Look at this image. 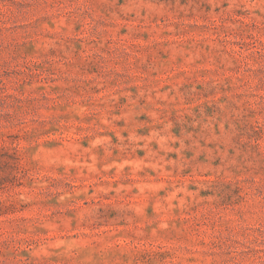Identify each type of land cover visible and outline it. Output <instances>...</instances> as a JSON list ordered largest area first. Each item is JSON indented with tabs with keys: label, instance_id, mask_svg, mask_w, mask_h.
I'll return each mask as SVG.
<instances>
[{
	"label": "rangeland",
	"instance_id": "374dc122",
	"mask_svg": "<svg viewBox=\"0 0 264 264\" xmlns=\"http://www.w3.org/2000/svg\"><path fill=\"white\" fill-rule=\"evenodd\" d=\"M0 264H264V0H0Z\"/></svg>",
	"mask_w": 264,
	"mask_h": 264
}]
</instances>
